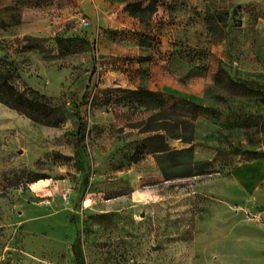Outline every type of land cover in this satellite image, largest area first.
Returning a JSON list of instances; mask_svg holds the SVG:
<instances>
[{
	"label": "rangeland",
	"instance_id": "obj_1",
	"mask_svg": "<svg viewBox=\"0 0 264 264\" xmlns=\"http://www.w3.org/2000/svg\"><path fill=\"white\" fill-rule=\"evenodd\" d=\"M18 3L0 22L38 28L0 44V70L64 121L0 103V264H264V181L243 194L233 176L264 161V0H103L92 17ZM139 88L201 107L193 160L209 170L163 179Z\"/></svg>",
	"mask_w": 264,
	"mask_h": 264
},
{
	"label": "trees",
	"instance_id": "obj_2",
	"mask_svg": "<svg viewBox=\"0 0 264 264\" xmlns=\"http://www.w3.org/2000/svg\"><path fill=\"white\" fill-rule=\"evenodd\" d=\"M19 7V3H16L14 6L3 8V10L14 11ZM146 9L147 7L141 9L139 4L126 6V10L139 21H143V18L140 14H136V11L139 10L142 13ZM19 23L20 19L15 20L13 24L0 22V29L12 27ZM11 79L12 77L8 72L0 70L1 104L28 117L35 123L57 127L64 121L60 111L48 110L43 104L17 91L12 86ZM129 95L134 99L137 106L156 112L148 120L150 127L142 131L150 135L143 139L141 150L146 155L153 156L164 180L187 178L203 174L209 170L210 163L208 161L195 162L193 160L194 122L201 110L198 104L143 88L130 92ZM166 98L175 102L173 106L168 108L169 110L164 108ZM56 113L59 115L55 116L57 117L55 120L46 122V119ZM169 140L178 141L185 147L171 148L168 143Z\"/></svg>",
	"mask_w": 264,
	"mask_h": 264
},
{
	"label": "crops",
	"instance_id": "obj_3",
	"mask_svg": "<svg viewBox=\"0 0 264 264\" xmlns=\"http://www.w3.org/2000/svg\"><path fill=\"white\" fill-rule=\"evenodd\" d=\"M19 0H0V8L14 6ZM79 7L91 17L101 10L103 0H75ZM25 13V11H24ZM40 23V22H39ZM38 24L36 20L28 22L25 15H22L21 21L18 25L0 29V44L4 41L7 43L12 38L20 37L32 33L36 30L35 25ZM166 76L167 73L163 72ZM170 75V74H169ZM167 79V78H166ZM169 80L172 84L173 79L170 75ZM151 91H161L165 93H172L174 86L160 83L158 87L153 86ZM234 180L236 189L240 193H253L258 190L264 181V161H254L250 164L237 166L234 170Z\"/></svg>",
	"mask_w": 264,
	"mask_h": 264
},
{
	"label": "built area",
	"instance_id": "obj_4",
	"mask_svg": "<svg viewBox=\"0 0 264 264\" xmlns=\"http://www.w3.org/2000/svg\"><path fill=\"white\" fill-rule=\"evenodd\" d=\"M87 24H88L87 21L82 22V26H87Z\"/></svg>",
	"mask_w": 264,
	"mask_h": 264
}]
</instances>
